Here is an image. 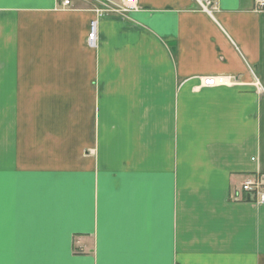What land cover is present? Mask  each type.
Masks as SVG:
<instances>
[{"label": "crops", "instance_id": "crops-1", "mask_svg": "<svg viewBox=\"0 0 264 264\" xmlns=\"http://www.w3.org/2000/svg\"><path fill=\"white\" fill-rule=\"evenodd\" d=\"M199 1L0 0L2 264H264V11Z\"/></svg>", "mask_w": 264, "mask_h": 264}, {"label": "built area", "instance_id": "built-area-1", "mask_svg": "<svg viewBox=\"0 0 264 264\" xmlns=\"http://www.w3.org/2000/svg\"><path fill=\"white\" fill-rule=\"evenodd\" d=\"M96 3L94 12L98 17L106 13H117L126 16L129 12L137 9V0H92ZM254 9L258 12L264 11V0H253ZM200 6L207 12H212L214 9V2L212 0H200ZM71 0H61L62 7H68ZM96 19L89 23V31L87 34V43L94 45L96 38ZM226 78L223 76H208L203 78L202 84L204 86H212L216 84H225ZM240 190L247 197L253 198L256 202L264 204V174H257L247 177L240 185Z\"/></svg>", "mask_w": 264, "mask_h": 264}, {"label": "snow or ice", "instance_id": "snow-or-ice-1", "mask_svg": "<svg viewBox=\"0 0 264 264\" xmlns=\"http://www.w3.org/2000/svg\"><path fill=\"white\" fill-rule=\"evenodd\" d=\"M0 264H2V262H0Z\"/></svg>", "mask_w": 264, "mask_h": 264}]
</instances>
